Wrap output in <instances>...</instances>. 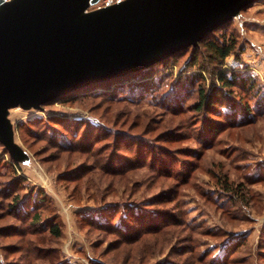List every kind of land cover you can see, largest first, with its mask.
Instances as JSON below:
<instances>
[{
	"label": "rangeland",
	"instance_id": "rangeland-1",
	"mask_svg": "<svg viewBox=\"0 0 264 264\" xmlns=\"http://www.w3.org/2000/svg\"><path fill=\"white\" fill-rule=\"evenodd\" d=\"M230 30L241 42V60L238 64L228 57L225 67L249 71L264 81V0L252 2L232 20ZM179 66L173 68L174 77L183 71L180 68L182 71L178 72ZM166 85L169 86L168 81H164V87ZM183 101V113L177 117L164 108L154 107L147 96L135 104H121L122 110L129 108L132 112L147 113L148 120L131 129L130 124L133 127L136 120L129 116L124 119V126L118 123L115 127L145 138H154L165 131L171 141L161 144L168 149L172 172L180 173L178 178L158 176L155 171L141 167L122 181L99 168H92L80 179L70 182L73 171L91 164V160L55 150L50 145L52 131L45 134V127L40 131L34 128L37 136L26 131V125L16 129L18 124L32 119L68 118L62 117V113L72 114L73 118L88 117L96 123L103 108L92 106L99 100L66 103L62 100L41 110L10 109L15 141L29 155L18 168L25 179L23 192L27 193L30 188L41 189L43 197L48 198L43 216H56L60 225V238L47 237L46 247L57 248L68 264H91L95 260L110 264L112 259L116 264H264V179L257 178L259 169L264 175V117L242 129L226 128L209 140V135L199 134L201 114L191 111L190 106L197 101L196 93L190 91ZM89 108L94 109L92 115L87 112ZM204 114L206 118H213V115ZM164 122L170 125L169 129H163ZM31 128L29 130H33ZM148 129L152 131L145 135ZM108 141L111 137L101 139L95 149L107 155L114 149L107 145ZM3 158L7 160V154L0 147V161ZM2 174L10 175L8 167L0 162ZM224 182L232 184L228 186L231 190L224 188ZM238 184H242L239 191L235 190ZM161 193L174 201L158 205L155 197ZM130 206L146 210L145 222L153 219L148 214L162 210L173 215L179 225L170 229L169 241L165 243L156 244L143 238L136 243L117 245L116 235L89 228L82 219L84 211L103 207L114 212L119 208L127 214ZM118 216L116 213L115 218ZM0 226L17 229L19 223L7 215L0 219ZM147 238L154 241V237ZM17 241L14 236H0V261L19 262L18 255H10L7 249ZM33 264L47 263L37 261Z\"/></svg>",
	"mask_w": 264,
	"mask_h": 264
},
{
	"label": "trees",
	"instance_id": "trees-1",
	"mask_svg": "<svg viewBox=\"0 0 264 264\" xmlns=\"http://www.w3.org/2000/svg\"><path fill=\"white\" fill-rule=\"evenodd\" d=\"M232 20L211 31L195 47L190 46L176 51L162 61L124 76L90 83L57 96L42 105L43 109L44 106H50L62 100L66 103V101L88 102L97 99L98 104L92 107H97L99 110L103 108V112L96 119V123H92L88 117L73 118L70 117L72 114L61 112L62 117L68 118L32 119L18 124L16 129L19 130L26 125L28 127L26 131L37 136L38 132L34 128L40 131L45 127V134L48 130L52 131L53 139L50 145L55 150L78 154L88 161L91 160V164L73 171V176L68 180L70 182L80 179L92 168H99L104 173L118 177L121 181L127 174L141 167L155 171L158 176L178 178L180 173L177 170L172 172L173 165L168 162V149L163 145L171 141L168 136H165V131L159 132L154 138H145L144 135L131 134L130 131L115 127L118 123L124 126V119L129 116H133L136 120V125L133 124V127H130L132 126L130 124L131 129L137 128L141 123L145 124L148 120L147 113L132 112L129 108L122 110L121 104H135L138 99H145L147 96L150 97L154 107L164 108V111L177 117L183 113L185 96L190 91L195 92L197 101L190 106L191 111L201 114L199 134L203 137L209 135V140L226 128L242 129L253 125L258 118H263L264 81H260L249 71L225 67L228 57H232L238 64L241 60L242 45L238 35L230 30ZM176 65H180L178 72L182 71L180 68H183L185 73L182 74V71L181 75L174 77L176 73L174 74L173 68ZM188 70L191 72L187 73ZM164 81H168L170 87L167 85L164 87ZM93 108L88 109V114L92 115ZM204 112L213 115V118L209 116L206 118L207 115ZM31 126L33 130H29ZM162 127L166 130L170 128V125L165 123ZM151 131L148 129L145 135ZM108 137H111V141H108L107 145H111L114 149L106 155L103 154V150L100 151L95 147L101 139H108ZM0 147L3 153L7 154V160L3 158L0 162L8 167L10 174L0 175V179L4 178L0 180V219L9 215L19 223L17 229L0 226V236L18 238L17 243L7 249L10 255H18L19 262L0 261V264H33L37 261L47 264H68L61 258L57 248L46 247L47 237L58 239L61 236L56 216L42 214V211L48 207V198L43 197V192L39 188H30L27 193L23 192L25 179L18 173L19 163L10 158L1 144ZM119 152L120 154H117ZM258 172L257 178L264 179L263 170L259 169ZM225 181L227 183V180ZM230 185L232 184L225 185L224 188L231 190L228 187ZM241 188L242 184L235 186L237 191ZM166 197V193H161L155 197V200L158 205L170 204L174 201V198ZM105 209L102 207L99 210L84 211L82 219L89 228L116 235L117 245L136 243L143 238L156 244L165 243L170 235V229L179 225L176 224V218L169 215L167 211L160 210L148 214L153 219L145 222L147 212L144 210L146 213L140 216L144 212L140 207L130 206V209L125 212L127 214H123L119 208L114 212ZM116 213H119L118 218H115ZM147 236L154 237L155 242ZM112 263L116 264L117 261L112 259L110 264ZM91 264L109 263L95 260Z\"/></svg>",
	"mask_w": 264,
	"mask_h": 264
},
{
	"label": "water",
	"instance_id": "water-1",
	"mask_svg": "<svg viewBox=\"0 0 264 264\" xmlns=\"http://www.w3.org/2000/svg\"><path fill=\"white\" fill-rule=\"evenodd\" d=\"M255 0H0V144L15 141L12 108L42 105L93 82L153 65L234 19Z\"/></svg>",
	"mask_w": 264,
	"mask_h": 264
},
{
	"label": "built area",
	"instance_id": "built-area-1",
	"mask_svg": "<svg viewBox=\"0 0 264 264\" xmlns=\"http://www.w3.org/2000/svg\"><path fill=\"white\" fill-rule=\"evenodd\" d=\"M4 1H9V0H4ZM122 0H97L96 3H94L93 5H90L88 7V10H92V9H99L105 6H110L112 4H117L119 2H121Z\"/></svg>",
	"mask_w": 264,
	"mask_h": 264
}]
</instances>
